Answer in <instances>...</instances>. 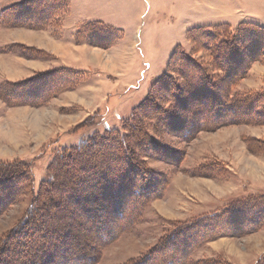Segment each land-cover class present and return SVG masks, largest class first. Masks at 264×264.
I'll return each instance as SVG.
<instances>
[{
  "label": "rangeland",
  "instance_id": "obj_1",
  "mask_svg": "<svg viewBox=\"0 0 264 264\" xmlns=\"http://www.w3.org/2000/svg\"><path fill=\"white\" fill-rule=\"evenodd\" d=\"M21 1L0 0V12ZM35 1H44L35 3L33 8L38 13L41 5L47 4L48 12L55 6V0ZM70 9L65 31L68 36L79 22L83 23L80 27L103 23L117 31L109 39L89 40L88 31L80 35L76 44L88 48H80L75 58L84 54L82 60L90 68L69 66L49 50L10 41L9 29L42 31L53 27L59 33L63 20L47 28L0 23V160L29 162L37 187L56 151L78 144L83 137L102 135L107 128L129 127L131 117L137 115L142 123L137 136L149 142L146 151L141 147H134V151L143 160V167L152 170L148 179L158 181L157 187L140 189L138 195V188L132 184L137 183L136 174L127 171L130 167L126 164L123 168L127 174L121 177L129 186L116 199L114 182L105 189L101 186L105 183L83 180L77 193L87 198L89 215L95 216L94 211H98V204H91L93 195L113 201L103 216L106 223L95 224L94 219L77 212L76 216L85 217L84 223L90 228L85 245L71 250L82 258L75 264H89L90 256L91 264L264 261V213L261 218H255V213L240 228L232 225L225 234L198 246L185 241L160 245L182 222L264 195V56L252 60L248 55L250 44L242 34L227 49L243 54L248 63L243 78L237 82L233 79L234 85L231 80L233 92H248L260 98L247 114L238 112L241 116L218 127L216 122L228 119L230 114L218 119L212 107L208 114L199 107L204 101L189 98V81L197 80L193 76L198 70L191 69L182 58L189 56L202 64L215 81L226 79L227 65L235 68L237 64L232 58L225 61L219 57L212 43L201 34L194 37L192 32L199 27L212 32L218 26L224 28L223 33L227 29L235 32L241 24L264 28V0H71ZM261 42L264 48V34ZM127 198L132 199L131 205ZM31 201L32 193L28 191L0 212V245L21 222ZM123 209L127 214L123 212L121 218L119 212ZM135 214L138 219L134 223ZM115 226L123 230L112 236ZM98 228L102 231L97 233ZM91 248L98 253L90 255ZM4 255L2 252L0 257ZM42 264L50 262L43 259Z\"/></svg>",
  "mask_w": 264,
  "mask_h": 264
},
{
  "label": "trees",
  "instance_id": "obj_2",
  "mask_svg": "<svg viewBox=\"0 0 264 264\" xmlns=\"http://www.w3.org/2000/svg\"><path fill=\"white\" fill-rule=\"evenodd\" d=\"M43 2L23 0L5 8L0 12V23L15 27L20 25L47 28L51 25L59 24L70 10V0H55V4L52 2L55 6L49 9V12L47 11L49 6L46 2L45 6L41 5L39 7L41 12L38 13L33 7L35 3L40 5ZM10 10H12L11 13H8ZM47 21L49 22L46 23ZM98 29L102 30V32L100 33ZM222 30L224 28L220 26L212 32L199 27L192 32V35L194 37L197 34L203 35L207 43L213 44V49L216 50L219 57L224 58L225 61L232 58L233 63L237 64L234 65L235 68L231 64L227 65L229 70L225 69L226 74H228L226 79L215 81L216 79H214L213 75L207 73L202 64L194 61L189 56L182 57L183 60L186 59L185 64L187 66L190 65L191 69L198 70L195 77L192 75L197 80L191 79L189 81L191 85L188 93L189 98L193 101L200 99L204 101V104L199 105V107L206 109V114L212 107L214 109L213 113L216 114L218 119L222 115L230 114L228 119L223 118L217 121L215 124L217 127L230 123L236 116L247 114L252 110V107L256 106V102L260 98L248 92L241 94L233 92L234 87L230 85L231 80L234 85V80L237 82L241 77L243 78L247 73L248 63H246L243 54L237 55L236 51L235 53H229L227 49H230L236 43L239 38L238 34H242L245 42L250 44L248 55L251 56L252 60H255L258 56H264V48L260 47L264 28L258 25L241 24L235 32L227 29L223 33ZM89 31L94 32L89 33ZM116 32L114 28H110L103 23H88L78 28L75 41H79V37L83 33H87V38L90 40L91 37L109 39ZM28 50L33 51L31 48H28ZM240 65L241 67H239ZM167 77L170 79L169 76ZM166 82L169 84L168 81ZM67 86L70 87L71 84L69 83ZM262 95H264V92ZM145 106L143 105L139 108H144ZM238 112L241 115H238ZM140 121L137 115H133L129 121V127L107 128L102 135L94 134L86 138L83 137L78 144L62 147L61 150L54 153L53 159L47 166L46 176L37 187L29 162L23 159L0 160V212L17 201L24 193L28 191L32 193V201L27 213L0 245V254L2 252L3 254L5 253L4 256L0 257V264H42L43 259L46 262H50V264H73V262L75 264L76 261L82 259L81 256L75 255L76 251L71 250L74 247L85 245L86 239L89 237L87 230L90 227L88 223H84L85 217L79 219V216H76L77 212L79 214L84 213L87 219H94L92 222H95V224L99 222L106 223L107 221L103 216L107 213L110 202L113 201V199L105 201V198L103 200L100 196L95 197L93 195L91 204H98L95 205V210L97 209L98 213L94 211L95 216L91 214L94 217L89 215V207L85 205L87 204V198H83L85 195L82 192L77 193V187L84 184L83 180L95 181L97 184L105 183L101 185L105 189L111 188L114 182V185H116L113 187L114 195H118L116 199H119L120 193H123V190L129 186V184L123 183L121 176H124L130 170H133L136 174L137 183L132 182V184H135V187L138 188V195L141 191L140 189L146 190L149 187H157V180L148 179L152 170L143 167V164L140 163L143 160L134 151V147H141L143 152L148 147L146 145H148L149 141L146 142V137L137 136L141 132L142 123ZM100 122L104 123V119ZM93 123L96 124L97 122ZM88 161H90V164L85 165L84 163ZM76 163H82V166ZM126 164L130 168L124 171L123 167ZM121 168L123 171H120ZM84 171L86 172L83 173ZM77 180H80V183ZM138 181L140 182L138 183ZM94 186L96 187L97 185L94 184ZM128 200L129 205H131L132 199ZM97 206H99V209ZM100 208L106 211L103 212ZM123 208H126L124 203ZM124 210L119 212L121 218L127 214ZM123 212L125 214L122 215ZM263 213L264 195L251 196L235 204L230 203L221 211L207 213L192 221L178 223L179 225L170 231L160 245L162 246L165 243H173L175 245L180 241H185L192 244L195 242L198 246L202 241H207L213 236L225 234L230 226L234 225L235 228H240L245 221L251 220L252 216L255 215V218H259ZM136 217V214L132 217L134 223L138 219ZM97 226L100 227V225ZM107 228L105 227V229ZM98 230L102 231V228L96 229L97 233ZM122 230L121 226H115L112 228L111 234L112 236L113 233L117 235ZM106 232L110 233L109 229ZM93 252L98 253L91 248L90 255ZM23 255L24 257L20 260L19 258ZM83 259H85L84 256ZM88 259V263L91 264V256ZM258 264H264V261Z\"/></svg>",
  "mask_w": 264,
  "mask_h": 264
},
{
  "label": "crops",
  "instance_id": "obj_3",
  "mask_svg": "<svg viewBox=\"0 0 264 264\" xmlns=\"http://www.w3.org/2000/svg\"><path fill=\"white\" fill-rule=\"evenodd\" d=\"M70 6H71V0H70ZM71 11V9H70ZM70 11L67 13L66 17L63 19L62 23V29L61 32L55 33L53 31V27L47 30H31V29H9V36L11 38V42H26L30 45H35L38 48L46 49L51 52H53L56 56L60 58V60L69 65L74 66L79 69H86L85 67L90 68L87 65V61L82 60L84 58V54H82V57L75 58V54L78 53V51L81 53L80 48L83 50L86 47L85 44H76L75 41V34L77 33L78 28L80 27L82 22H79L75 24L76 28L72 32L71 35H66V24L67 19ZM79 48V49H78ZM84 52V51H83ZM84 68H80V67Z\"/></svg>",
  "mask_w": 264,
  "mask_h": 264
}]
</instances>
